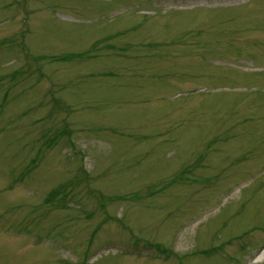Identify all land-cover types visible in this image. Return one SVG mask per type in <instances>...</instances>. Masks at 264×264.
Returning a JSON list of instances; mask_svg holds the SVG:
<instances>
[{
	"label": "rangeland",
	"instance_id": "obj_1",
	"mask_svg": "<svg viewBox=\"0 0 264 264\" xmlns=\"http://www.w3.org/2000/svg\"><path fill=\"white\" fill-rule=\"evenodd\" d=\"M264 0H0V264H264Z\"/></svg>",
	"mask_w": 264,
	"mask_h": 264
},
{
	"label": "bare ground",
	"instance_id": "obj_2",
	"mask_svg": "<svg viewBox=\"0 0 264 264\" xmlns=\"http://www.w3.org/2000/svg\"><path fill=\"white\" fill-rule=\"evenodd\" d=\"M263 253L259 256V258H261L262 256H264V249L262 251Z\"/></svg>",
	"mask_w": 264,
	"mask_h": 264
}]
</instances>
